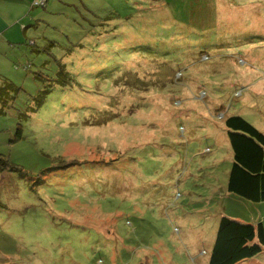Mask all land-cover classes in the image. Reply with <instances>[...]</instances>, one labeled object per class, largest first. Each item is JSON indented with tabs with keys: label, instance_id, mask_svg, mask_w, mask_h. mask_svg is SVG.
Masks as SVG:
<instances>
[{
	"label": "rangeland",
	"instance_id": "1",
	"mask_svg": "<svg viewBox=\"0 0 264 264\" xmlns=\"http://www.w3.org/2000/svg\"><path fill=\"white\" fill-rule=\"evenodd\" d=\"M37 10L0 48L20 88L0 111V264H208L221 215L264 225V201L226 189L224 124L264 133V0Z\"/></svg>",
	"mask_w": 264,
	"mask_h": 264
},
{
	"label": "trees",
	"instance_id": "2",
	"mask_svg": "<svg viewBox=\"0 0 264 264\" xmlns=\"http://www.w3.org/2000/svg\"><path fill=\"white\" fill-rule=\"evenodd\" d=\"M35 1H31V8L38 13L40 12L37 7L46 9L48 0L37 4ZM41 21H45L43 16H35L30 27H36ZM31 43L34 45L35 41L31 39ZM40 48L35 47L34 50ZM58 74L59 77L54 81L59 83L62 69L58 71ZM19 90V86L12 81L2 78L0 85L1 112L12 103ZM46 91L49 89L45 88L39 91L38 97L41 95L43 98V93ZM42 101L43 99H40L37 104H41ZM224 124L232 150V163L226 183L227 191L250 202L264 201V133L238 114L225 117ZM17 133L19 134V131ZM0 164L4 169L9 166L7 159L2 154H0ZM3 168L0 166V170ZM263 245L264 225L261 221L255 224L246 223L227 215H221L208 255V264H236L258 255L262 251Z\"/></svg>",
	"mask_w": 264,
	"mask_h": 264
},
{
	"label": "crops",
	"instance_id": "3",
	"mask_svg": "<svg viewBox=\"0 0 264 264\" xmlns=\"http://www.w3.org/2000/svg\"><path fill=\"white\" fill-rule=\"evenodd\" d=\"M31 1L0 0V48L5 43L8 47H13L15 43L26 38L35 16H43L31 8ZM52 1L48 0L47 6Z\"/></svg>",
	"mask_w": 264,
	"mask_h": 264
},
{
	"label": "built area",
	"instance_id": "4",
	"mask_svg": "<svg viewBox=\"0 0 264 264\" xmlns=\"http://www.w3.org/2000/svg\"><path fill=\"white\" fill-rule=\"evenodd\" d=\"M38 2L42 3L43 0H36L35 3L37 4Z\"/></svg>",
	"mask_w": 264,
	"mask_h": 264
}]
</instances>
